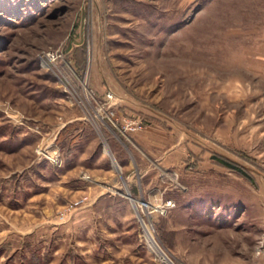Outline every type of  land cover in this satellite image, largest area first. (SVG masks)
<instances>
[{
  "label": "rangeland",
  "instance_id": "1",
  "mask_svg": "<svg viewBox=\"0 0 264 264\" xmlns=\"http://www.w3.org/2000/svg\"><path fill=\"white\" fill-rule=\"evenodd\" d=\"M0 264H264V0H0Z\"/></svg>",
  "mask_w": 264,
  "mask_h": 264
},
{
  "label": "built area",
  "instance_id": "2",
  "mask_svg": "<svg viewBox=\"0 0 264 264\" xmlns=\"http://www.w3.org/2000/svg\"><path fill=\"white\" fill-rule=\"evenodd\" d=\"M58 56L59 55L57 53L53 52V51H48V52L45 53V57L49 61L55 60ZM119 122L121 124V127H120V129L118 131L120 133H122V134L125 133V132L137 131V130L141 129L142 126H143V120L141 118H138V117H128V116L127 117H122V118H120L119 121H117V123H119ZM41 153H43V152L41 151ZM45 157H47L48 159H51V157H48L47 155H45ZM169 206H171V203L167 202L165 204V207H160L161 211L163 212V210L166 207H169Z\"/></svg>",
  "mask_w": 264,
  "mask_h": 264
},
{
  "label": "crops",
  "instance_id": "3",
  "mask_svg": "<svg viewBox=\"0 0 264 264\" xmlns=\"http://www.w3.org/2000/svg\"><path fill=\"white\" fill-rule=\"evenodd\" d=\"M138 118H140V117H138ZM146 127V124H143V127L141 128V129H143V128H145ZM140 129V130H141ZM146 133V132H145ZM144 137V135H143V133H141V135L138 137V135H137V137H135V139L137 138V140H139L137 143L142 147V149H143V152L146 154H149V152H148V148H149V146H152V145H156V146H158L157 148L158 149H161V147L163 146V144L160 142V141H157V142H154V143H150V141H144L145 139L143 138ZM148 146V147H147ZM164 147H168V145H166L165 144V146ZM151 150V149H150ZM158 151H160V150H158ZM151 153V152H150ZM161 155V154H160Z\"/></svg>",
  "mask_w": 264,
  "mask_h": 264
},
{
  "label": "bare ground",
  "instance_id": "4",
  "mask_svg": "<svg viewBox=\"0 0 264 264\" xmlns=\"http://www.w3.org/2000/svg\"><path fill=\"white\" fill-rule=\"evenodd\" d=\"M142 223H143V228H144L145 235H146V237L148 239V242L150 243L151 247L157 253H159L162 257L166 258L165 254L163 253V251L160 249V247L158 246L157 242L155 241L154 236H153L152 231L149 228V226H147L145 222H142Z\"/></svg>",
  "mask_w": 264,
  "mask_h": 264
},
{
  "label": "trees",
  "instance_id": "5",
  "mask_svg": "<svg viewBox=\"0 0 264 264\" xmlns=\"http://www.w3.org/2000/svg\"><path fill=\"white\" fill-rule=\"evenodd\" d=\"M220 164L229 167L233 170H235L236 172H238L240 175H242L245 178H248V175L245 173V171L239 167L238 165H236L233 161H229V159H226L224 157L221 158H217L216 159Z\"/></svg>",
  "mask_w": 264,
  "mask_h": 264
}]
</instances>
